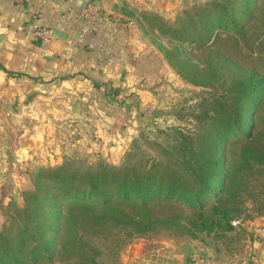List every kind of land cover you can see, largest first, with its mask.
Here are the masks:
<instances>
[{
  "label": "crops",
  "instance_id": "1",
  "mask_svg": "<svg viewBox=\"0 0 264 264\" xmlns=\"http://www.w3.org/2000/svg\"><path fill=\"white\" fill-rule=\"evenodd\" d=\"M184 1L0 0V222L25 188L36 153L46 164L121 163L165 66L137 27L119 17L176 15ZM88 6L95 15L84 16ZM37 26L51 30L48 43L35 39ZM240 222L245 238L233 245L182 239L148 251L140 242L124 264H185L194 252L217 264H264V240L255 236L264 216Z\"/></svg>",
  "mask_w": 264,
  "mask_h": 264
},
{
  "label": "rangeland",
  "instance_id": "2",
  "mask_svg": "<svg viewBox=\"0 0 264 264\" xmlns=\"http://www.w3.org/2000/svg\"><path fill=\"white\" fill-rule=\"evenodd\" d=\"M213 0H185L179 14L158 16L155 14H139L128 11L119 19L137 27L145 41L155 50L159 62L165 66V74L161 80L149 87L147 110L142 111L145 118L139 124V131L133 138L121 164L128 160L132 167L138 162L151 164L162 161L165 153L171 150L176 141L184 140L186 146L192 149L199 141L216 126L218 119L225 122L227 102H232L235 96L230 80L252 77L254 82L261 80L264 93V0H252L247 16L238 24L237 29L226 30L217 24L212 27L210 40L204 46H197L187 39H181L179 32L185 31V12L193 13ZM206 57L217 64L216 75L205 65ZM227 114V113H226ZM252 114H247L240 128L243 132L253 125ZM251 117V118H250ZM255 136L264 133V107L258 113ZM219 140L223 133H216ZM246 137V135H245ZM190 149V148H189ZM191 149V150H192ZM240 145L235 136H231L220 155L224 162L223 170L229 171L233 158L238 154ZM40 153L34 155V168L27 169L23 174L25 188L20 191L2 213L0 232L6 230V237L15 238L19 229L27 223L25 195L34 192L35 176L43 169L56 168L61 163L47 161ZM73 161L75 167L95 168L98 161L83 159H63V162ZM46 164V165H43ZM229 164V165H227ZM153 216L162 220L151 232L143 235H130V231L114 228L110 225L104 228L88 226L87 223L75 233L74 243L64 240L70 238L63 232L55 235L54 243L49 250L47 260H37L36 264H91L81 261V255L86 252L93 255V264H124L130 257V248L140 242L144 248L152 251L165 241H182L191 239L207 245L217 241L228 245L238 242L245 235L238 228L234 229V220L253 221L264 216V164L250 162L243 171L241 183L238 184L234 200V218L229 222L233 234L225 235L221 228L210 232H200L190 226L185 215L179 214L183 208H178L174 202L166 203L158 199L155 203ZM170 206L177 207L173 209ZM66 205L58 207L61 214L66 211ZM129 208V207H128ZM125 208L126 212L129 209ZM59 210V211H58ZM179 216L175 222L171 218ZM181 216V217H180ZM164 220V221H163ZM179 224V225H176ZM57 226V225H56ZM32 231L27 230V237ZM246 234V233H245ZM35 242H27L32 247ZM233 245V244H232Z\"/></svg>",
  "mask_w": 264,
  "mask_h": 264
},
{
  "label": "trees",
  "instance_id": "3",
  "mask_svg": "<svg viewBox=\"0 0 264 264\" xmlns=\"http://www.w3.org/2000/svg\"><path fill=\"white\" fill-rule=\"evenodd\" d=\"M251 3L252 0H213L195 8L193 13L185 12V31L179 32L180 38L204 46L214 25L237 29ZM205 65L216 75L214 61L206 57ZM229 84L235 96L227 102L225 122L215 121L218 124L194 149L186 146L182 137L165 153L164 160L151 164L140 161L132 167L127 160L118 166L99 162L91 168L75 167L73 161H65L54 169L39 171L34 192L25 195L26 226L18 230L15 238L6 237V230L0 232V264H36L37 260H47L46 254H50L58 232L71 235L64 240L74 243L75 232L85 223L96 228L110 225L130 231V235L151 232L165 222L153 216L158 199L183 208L179 211L181 216L186 210L190 215L188 223L200 232L216 227L231 230L229 222L236 218L231 209L243 171L252 161L264 164V133L254 134L260 121L258 113L264 107V93L261 80L255 83L251 76L232 79ZM252 113L253 125L243 132L240 125ZM217 132L223 133L219 140ZM231 136H235L240 149L233 164H227L230 170L225 171L220 150ZM62 204L66 205L65 215L57 212ZM171 219L175 222L179 216ZM27 230L32 233L24 237ZM29 241L35 244L25 249L24 244ZM93 255L84 252L81 261L93 264Z\"/></svg>",
  "mask_w": 264,
  "mask_h": 264
},
{
  "label": "built area",
  "instance_id": "4",
  "mask_svg": "<svg viewBox=\"0 0 264 264\" xmlns=\"http://www.w3.org/2000/svg\"><path fill=\"white\" fill-rule=\"evenodd\" d=\"M95 13L96 11L94 10V8L88 6L84 11V16L85 17L92 16L95 15ZM34 36L36 40L46 44L51 40L52 33L51 30L48 28L37 26L34 28ZM240 224H241L240 220H234L231 222V226L234 229H237L240 226ZM255 236L259 240H264V228L263 227L257 228L255 230ZM185 264H217V263H214L209 257L199 252H194L187 258ZM228 264H232V263H228Z\"/></svg>",
  "mask_w": 264,
  "mask_h": 264
}]
</instances>
